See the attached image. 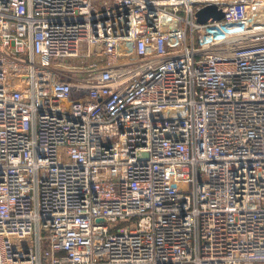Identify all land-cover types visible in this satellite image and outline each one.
Segmentation results:
<instances>
[{"label":"built area","instance_id":"1","mask_svg":"<svg viewBox=\"0 0 264 264\" xmlns=\"http://www.w3.org/2000/svg\"><path fill=\"white\" fill-rule=\"evenodd\" d=\"M0 264H264V0H0Z\"/></svg>","mask_w":264,"mask_h":264},{"label":"water","instance_id":"2","mask_svg":"<svg viewBox=\"0 0 264 264\" xmlns=\"http://www.w3.org/2000/svg\"><path fill=\"white\" fill-rule=\"evenodd\" d=\"M197 20L201 24H206L210 19L221 21L225 15L224 12L216 5L207 6L196 14Z\"/></svg>","mask_w":264,"mask_h":264},{"label":"rangeland","instance_id":"3","mask_svg":"<svg viewBox=\"0 0 264 264\" xmlns=\"http://www.w3.org/2000/svg\"><path fill=\"white\" fill-rule=\"evenodd\" d=\"M61 105L66 106V102L61 103Z\"/></svg>","mask_w":264,"mask_h":264}]
</instances>
